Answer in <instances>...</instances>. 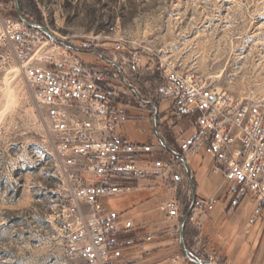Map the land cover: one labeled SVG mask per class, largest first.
<instances>
[{"label":"rangeland","instance_id":"obj_1","mask_svg":"<svg viewBox=\"0 0 264 264\" xmlns=\"http://www.w3.org/2000/svg\"><path fill=\"white\" fill-rule=\"evenodd\" d=\"M19 3L26 19L82 49L69 51L84 65L109 76L111 85L125 86L121 87L124 93L114 100L127 105L123 109L129 121L121 122L117 129L129 138L142 139L143 132L154 135V109L126 90L116 66L85 50H96L121 66L126 83L133 85L140 96L142 93L146 101L162 99L156 126L160 135L173 140L166 142L174 150L177 148L172 135H188L191 117L175 118L166 109L169 97L157 68L159 58L173 60L227 94L257 104L264 119V0H18ZM0 10L16 18L13 0H0ZM117 42L124 50L114 51ZM134 52L141 56L137 64L131 59ZM139 76H143L141 86L137 83ZM143 119L146 131L136 123ZM163 152L160 154L170 155L165 149ZM189 159L200 165L195 175L196 197L207 198L220 177L210 173L207 156ZM182 174V182L163 181L164 185L151 191L140 189L106 200L107 205L132 221L134 230L129 236L151 237L142 244V250L130 248L127 263L194 264L183 256L178 241L180 219L191 201L183 166ZM68 193L69 181L55 154L43 105L36 100L11 45L0 35V264L78 263L64 257L56 231L57 213ZM170 198L182 208L177 219H168L157 210ZM222 202L216 204L210 220L225 215L221 213ZM240 217L244 232L253 226L264 237L263 215L254 225L249 223L247 211ZM222 229L216 226L218 232ZM215 235L208 219L198 229L190 219L183 229L185 246L194 256L224 264L212 252ZM177 254L180 259L175 263L172 258ZM249 259L247 256L244 264H249Z\"/></svg>","mask_w":264,"mask_h":264},{"label":"built area","instance_id":"obj_2","mask_svg":"<svg viewBox=\"0 0 264 264\" xmlns=\"http://www.w3.org/2000/svg\"><path fill=\"white\" fill-rule=\"evenodd\" d=\"M0 35L11 45L43 105L55 154L69 181L65 204L57 213L64 257L77 264H122L124 250L140 251L151 237L129 236L132 221L106 200L140 189L151 191L158 181L182 182L183 164L170 153L161 155L164 148L158 142L137 144L114 137L126 111L124 102L114 100L118 94L103 83L109 82V76L1 10ZM122 50L117 42L114 51ZM131 59L137 64L141 56L134 52ZM158 62L172 116L191 117L189 134L178 136L177 151L185 160L200 153L209 156L210 173L223 175L218 191L228 197L225 215H232L250 198L255 206L249 223H254L257 216H264V119L258 105L227 94L173 60ZM216 202V195L196 197L190 219L210 212ZM157 210L168 219L181 215L179 202L172 198ZM179 259L177 254L172 261Z\"/></svg>","mask_w":264,"mask_h":264},{"label":"crops","instance_id":"obj_3","mask_svg":"<svg viewBox=\"0 0 264 264\" xmlns=\"http://www.w3.org/2000/svg\"><path fill=\"white\" fill-rule=\"evenodd\" d=\"M124 107H127V105L125 104ZM170 109L168 111H170ZM129 111L132 112L131 110ZM139 114L144 115L143 112H140ZM143 120L141 122L139 121L136 123L140 124V127L145 129L146 131L145 119ZM126 121H129V120H125V118L121 119L118 121V125L121 122H126ZM143 133L144 135L142 139L138 136L134 138H129L125 133L120 132L119 129H117L114 137L118 140H125L128 142L137 143V144H149L151 142H154L155 140L154 138L156 137L155 135H148L146 132H143ZM161 136L163 139L165 138V141L167 139L169 143L173 141V140H170L169 138H166L168 137L167 135H161ZM172 136H173L172 139L176 141V148H177V145H178L177 139L179 135H172ZM202 154L204 156H202ZM205 156L207 155H205L204 153H200L198 155H195L189 158H194V157L202 158ZM207 157L209 158V161L211 164L210 157L209 156ZM189 158H187L186 161L188 162L190 166L192 178L195 179V175L200 169V165L198 163L197 164L192 163V160H190ZM213 175L219 176L220 181H219V184L216 186V188L213 190V192L208 197L212 195H216L217 196L216 204H218L220 200H223V202L221 203L222 204L221 213L225 214L224 209L227 206L228 197L221 194L218 191V187L223 180V175L221 173L213 174ZM162 185H164L163 181H158L157 187H161ZM194 185H195V191H196V188H197L196 182ZM201 199H206V198H201ZM215 206L213 210H211L210 212L203 213V214L196 213L195 217L191 219L193 220V224L197 229L200 228V226L203 224V222H205L206 219H208L209 228H211V230L214 229V231H216V235L212 237L213 245H214L213 250H212L213 254L218 257H221L224 264H244L245 258H247V256H250V259L248 260L249 264H264V237L263 235L260 236L258 231L255 230L253 226H251L247 232H244V225L241 226V223H240V220H241L240 216L244 214L245 211H247L250 214V217L252 216V211L255 206V201L253 199L246 198L239 205V207L236 209V211L232 215H224L225 217L227 216V218H225L224 216L222 217V214H221V216H219L218 218H215L214 220H210V215L215 210ZM259 216L255 218L254 223H251L252 225L255 224ZM216 226L223 228L222 229L223 232H218L216 230ZM130 250L131 249L124 250L123 257L121 258L122 264H129L127 262L130 259V254H129Z\"/></svg>","mask_w":264,"mask_h":264},{"label":"water","instance_id":"obj_4","mask_svg":"<svg viewBox=\"0 0 264 264\" xmlns=\"http://www.w3.org/2000/svg\"><path fill=\"white\" fill-rule=\"evenodd\" d=\"M14 2V9H15V14H16V18L19 20V22H21L25 27L27 28H33V29H37L39 31H41L43 34H45L50 40L58 43L59 45L67 48L68 50L71 51H83L82 49H79L71 44H69L68 42H65L63 40L58 39L55 35H53L45 26L39 24V23H35L32 21H29L28 19H26V17H24V15L22 14L20 8H19V4H18V0H13ZM87 52H91V53H96L98 54L106 63H108L109 65H113L116 66L120 76H121V80L123 81V83L134 93V95L136 96V98L144 105H151L154 109L153 112V116H152V131L154 133V135L156 136L157 140L159 141V143L162 145V147L171 155H173L175 158L179 159L181 161V163L183 164L184 167V171L190 186V190H191V201H190V205L188 206L187 210L183 213V215L181 216L180 219V223H179V228H178V241H179V247L180 250L183 254V256L191 261L194 264H216L214 262H210V261H205L202 259L197 258L196 256H194L185 246V242H184V236H183V229H184V225L186 223V221L189 219L192 211H193V204L194 201L196 199V191H195V185L193 182V178H192V173H191V169L190 166L188 164V162L185 160V158L177 151L172 149L167 143L166 141L162 138V136L160 135V133L157 130V126H156V118L158 115V106L155 103L146 101L144 99L141 98L140 93L138 92V90L131 84L126 83V79L124 77L123 74V69L121 66L116 65L113 61L108 60L106 58H104L98 51L96 50H85Z\"/></svg>","mask_w":264,"mask_h":264},{"label":"trees","instance_id":"obj_5","mask_svg":"<svg viewBox=\"0 0 264 264\" xmlns=\"http://www.w3.org/2000/svg\"><path fill=\"white\" fill-rule=\"evenodd\" d=\"M19 7H20V10H21V12H22V14L24 15V16H26V14H25V12L23 11V8H22V6L20 5V3H19ZM87 66V65H86ZM146 72H149V71H146ZM135 76V75H134ZM138 76H135V79L137 78ZM140 77H143V76H139V78L137 79L138 81H137V83H138V85H140V81H142V79L140 78ZM144 79V78H143ZM147 79V78H146ZM145 81V80H144ZM104 84H107L108 85V87H110V88H112L117 94H120V95H122L123 93H124V91L121 89V87H124L125 88V86L122 84V85H118V86H113V85H111L110 84V81L109 82H103ZM141 86V85H140ZM126 90H128V91H130V89H126ZM141 96H142V98L143 99H147V98H145L143 95H142V93H141ZM161 101H162V99H156L155 100V103H156V105L158 106V109H159V113H161V110H160V108H159V104L161 103ZM138 104V103H137ZM171 104H172V102H171V99H169V105L166 107V109H170L171 108ZM149 108H150V106H149ZM189 123H191V119H190V121H189ZM193 181H194V184H195V179L193 178ZM182 213V208H181V206H180V214ZM190 220V217H189V219L186 221V223H185V225H184V228H186V225H187V223H188V221Z\"/></svg>","mask_w":264,"mask_h":264}]
</instances>
